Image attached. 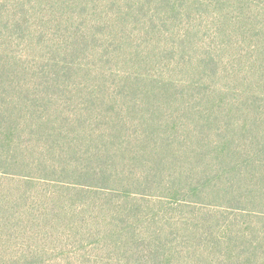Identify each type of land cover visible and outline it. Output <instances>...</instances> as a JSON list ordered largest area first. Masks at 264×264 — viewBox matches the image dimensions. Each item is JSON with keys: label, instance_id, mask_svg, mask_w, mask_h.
I'll return each mask as SVG.
<instances>
[{"label": "trees", "instance_id": "trees-1", "mask_svg": "<svg viewBox=\"0 0 264 264\" xmlns=\"http://www.w3.org/2000/svg\"><path fill=\"white\" fill-rule=\"evenodd\" d=\"M191 153L264 191V0H0V264H264V215L207 204L244 188Z\"/></svg>", "mask_w": 264, "mask_h": 264}, {"label": "rangeland", "instance_id": "rangeland-1", "mask_svg": "<svg viewBox=\"0 0 264 264\" xmlns=\"http://www.w3.org/2000/svg\"><path fill=\"white\" fill-rule=\"evenodd\" d=\"M145 84H141V86H144ZM64 88V86H63ZM157 93V92H156ZM49 94H54V92H49ZM58 94V93H55ZM61 98L62 101L59 102V104L64 103L65 101L67 102L68 106L67 108H69V112H73L77 109V107L79 105H85L88 106L87 103H85L83 100H81L82 98V94L79 92H76V94L74 93L73 95H69L68 92H64V93H60L58 94ZM153 95H150L149 97H152ZM52 97H55V95H53ZM104 97V95L102 96ZM120 99L123 100L122 97H119ZM154 99V97H152ZM139 99H143V96L141 95H137V100ZM167 101V99H165V102ZM122 102H120L121 104ZM125 107H121L118 106L117 110L120 111L122 109H124ZM100 109V108H99ZM154 109V107H153ZM152 109V110H153ZM200 109V108H198ZM202 110V109H200ZM234 116H236V114H234ZM159 114L155 113L152 115H148V120L151 123H157L155 121H157L159 118ZM189 117H194V115L190 114ZM197 117H200V115H197ZM238 118V115L236 116V119ZM198 119V118H197ZM138 120V119H137ZM199 122L201 124L204 123L203 120H199ZM195 123H193L192 121H189L188 125L189 126H194ZM197 125V124H195ZM220 126L222 128L221 133L224 135V142L226 144V146L228 147L230 145V142H232V139L234 138L235 140H237L238 142H242L244 143L245 139L243 137V133H241V128H234L232 127L231 129L228 128V125H226L225 123H215V122H206L204 125H197V129L196 132L200 131V138L202 139H207L209 141H218L219 138L216 135V128L217 126ZM236 125V124H235ZM263 127V126H261ZM167 130L170 131V129L167 128H163V132H165V136L168 135ZM246 132L248 133L249 130H246ZM254 132V130H253ZM256 134L258 135V133L256 132ZM200 139L196 138V144ZM223 143V142H222ZM192 146L196 147L195 144L192 143ZM198 150V151H209V149L207 150V147L203 146V145H197V148H195L194 150ZM136 150V149H133ZM260 160L262 158V155H259ZM180 162L182 164V168L183 170H188V172H194L197 173L198 169L194 168V167H207L210 164H213V167L215 168H220V170L215 171L218 172V178L219 183L221 182V178H225V179H231L234 182H236L238 184V186H241L242 188H244V190H242L240 193H236L235 197H227V198H211V199H207L206 203L207 204H212V205H216V206H220V207H230L232 209H241V211L243 210H247L248 212H252L255 214H260V215H264V191L263 188H260V181H261V172H251V171H247L245 170V168L240 169V178H239V174L237 173V170H233V164H231L228 160L224 159L221 160L220 162H217V160L214 158V156L210 157V159H205V158H199V159H195V155L191 154H183L182 156H180ZM206 169V168H205ZM264 171V167L263 170ZM165 172H167V167L165 168ZM186 172V171H185ZM217 173H215L216 175ZM221 176V177H220ZM257 183V184H256ZM257 185L258 187H252L253 185ZM250 190H253V193H250ZM161 196V195H160ZM255 198V199H253ZM231 209V210H232ZM243 220L241 222H243V224H248L251 223V220H248V218H242ZM260 224V223H259Z\"/></svg>", "mask_w": 264, "mask_h": 264}]
</instances>
